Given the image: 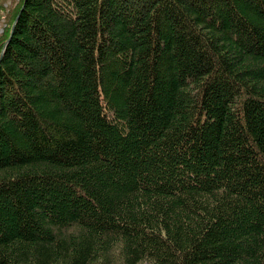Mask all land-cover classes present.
Returning a JSON list of instances; mask_svg holds the SVG:
<instances>
[{
  "label": "trees",
  "instance_id": "1",
  "mask_svg": "<svg viewBox=\"0 0 264 264\" xmlns=\"http://www.w3.org/2000/svg\"><path fill=\"white\" fill-rule=\"evenodd\" d=\"M6 22L0 264H264V0Z\"/></svg>",
  "mask_w": 264,
  "mask_h": 264
},
{
  "label": "rangeland",
  "instance_id": "2",
  "mask_svg": "<svg viewBox=\"0 0 264 264\" xmlns=\"http://www.w3.org/2000/svg\"><path fill=\"white\" fill-rule=\"evenodd\" d=\"M17 1L18 0H4L3 1L2 7L4 11L0 13V35L3 34L5 30L8 29L9 26L7 27L6 19H7L8 13L10 12L11 8L15 5Z\"/></svg>",
  "mask_w": 264,
  "mask_h": 264
},
{
  "label": "water",
  "instance_id": "3",
  "mask_svg": "<svg viewBox=\"0 0 264 264\" xmlns=\"http://www.w3.org/2000/svg\"><path fill=\"white\" fill-rule=\"evenodd\" d=\"M0 57H1V55H0Z\"/></svg>",
  "mask_w": 264,
  "mask_h": 264
}]
</instances>
